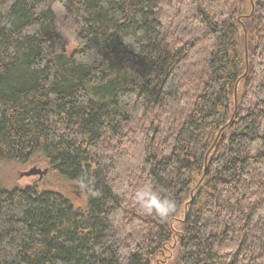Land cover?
I'll return each instance as SVG.
<instances>
[{
    "label": "trees",
    "instance_id": "16d2710c",
    "mask_svg": "<svg viewBox=\"0 0 264 264\" xmlns=\"http://www.w3.org/2000/svg\"><path fill=\"white\" fill-rule=\"evenodd\" d=\"M36 155L87 209L0 187V264H264V0H0V163Z\"/></svg>",
    "mask_w": 264,
    "mask_h": 264
},
{
    "label": "rangeland",
    "instance_id": "374dc122",
    "mask_svg": "<svg viewBox=\"0 0 264 264\" xmlns=\"http://www.w3.org/2000/svg\"><path fill=\"white\" fill-rule=\"evenodd\" d=\"M76 46L74 44L67 48L71 53ZM31 169H37L40 172H46L41 177L40 174L31 177L21 176V173ZM28 186H36L39 191L56 190L69 198L75 208L82 211L87 209V197L84 187H80V183L71 182L58 175L50 163L42 156L36 155L27 163L20 162H1L0 163V187L13 189L25 188ZM171 252L167 251L165 255H161L156 260V264H164L169 260Z\"/></svg>",
    "mask_w": 264,
    "mask_h": 264
},
{
    "label": "clouds",
    "instance_id": "9594fccd",
    "mask_svg": "<svg viewBox=\"0 0 264 264\" xmlns=\"http://www.w3.org/2000/svg\"><path fill=\"white\" fill-rule=\"evenodd\" d=\"M137 198L146 210L149 212L155 210L162 219H166L175 210V204L173 202L162 201L158 197L146 192H138Z\"/></svg>",
    "mask_w": 264,
    "mask_h": 264
},
{
    "label": "water",
    "instance_id": "95a60500",
    "mask_svg": "<svg viewBox=\"0 0 264 264\" xmlns=\"http://www.w3.org/2000/svg\"><path fill=\"white\" fill-rule=\"evenodd\" d=\"M40 174L41 177L44 176L46 174V172H40L37 169H31L27 172L21 173V176H25V177H31L33 175H37ZM80 187H84L86 192H88V188H86L84 185H80Z\"/></svg>",
    "mask_w": 264,
    "mask_h": 264
}]
</instances>
